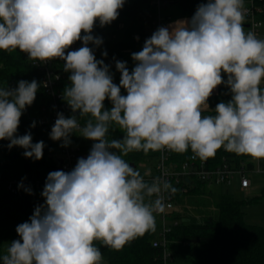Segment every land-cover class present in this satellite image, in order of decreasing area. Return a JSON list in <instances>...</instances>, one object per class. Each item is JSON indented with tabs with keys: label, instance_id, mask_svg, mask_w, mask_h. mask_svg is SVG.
Wrapping results in <instances>:
<instances>
[{
	"label": "clouds",
	"instance_id": "obj_1",
	"mask_svg": "<svg viewBox=\"0 0 264 264\" xmlns=\"http://www.w3.org/2000/svg\"><path fill=\"white\" fill-rule=\"evenodd\" d=\"M125 2L0 0V51L18 49L37 62L59 59L70 73L62 99L72 115L57 113L50 139L65 148L73 134L92 141L70 171L48 173L44 202L17 225L19 238L7 243L0 264H103L97 242L119 251L155 232L165 194L176 190L159 176L147 180L126 161L132 152L190 150L207 160L223 148L264 159V38L245 31V0H204L190 18L158 27L131 54V70L113 58L117 84L111 65L96 58L103 38L93 30L97 22L115 21ZM78 41L81 47L71 50ZM221 85L230 99L210 109ZM40 86L20 80L0 87V141L32 160L43 158L44 141L17 133ZM115 130L122 138H109ZM18 187L33 194L23 182Z\"/></svg>",
	"mask_w": 264,
	"mask_h": 264
},
{
	"label": "trees",
	"instance_id": "obj_2",
	"mask_svg": "<svg viewBox=\"0 0 264 264\" xmlns=\"http://www.w3.org/2000/svg\"><path fill=\"white\" fill-rule=\"evenodd\" d=\"M204 0H169L165 8L168 20L173 18H190L197 5ZM256 8V17L261 23H264V0H254ZM154 8L150 5V0H126L124 7L120 10L119 17L110 25L100 27L97 22L93 35L103 38V44L95 49L97 59H104L106 64L111 65V71L114 74V82L119 84L120 73L115 70L116 60L127 61L128 67L134 66L131 59L133 52L140 51L146 38L152 34V21ZM262 26V25H261ZM136 37H139L137 40ZM74 47V48H73ZM81 47V42H76L71 50ZM107 51V57H102L101 53ZM58 71L63 74L59 83V91L63 93L65 87L70 84L65 72L64 61L56 59ZM226 79V77H225ZM26 80L31 82L36 80L40 83L36 99L30 107L24 111L18 135H24L31 132L33 142L44 141L43 158L41 160L26 159L23 156V149L7 147L9 141H0V178L8 179L14 176H20L25 172L40 174L57 170L55 162L56 155L60 152L61 142L53 141L49 137L51 132L50 125L41 123L40 118L43 114L42 109L50 103V96L45 92L41 83L40 71L32 65L27 54L20 52L8 53L0 51V87L8 85L16 87L17 82ZM228 89L223 85L218 87L216 94H213L209 101L210 109H214L216 104L230 99L226 95ZM123 92V90H122ZM105 107L110 108L109 101H105ZM211 114L210 111L205 113ZM33 122L35 127H31ZM83 123V119L81 120ZM122 133L115 130L110 133L109 138L120 139ZM72 143L81 146L83 153L88 155L92 141H88L75 135ZM191 153L189 150L183 154H178L179 160L183 161ZM223 148L217 151L216 155L209 158L210 164L219 163L224 157ZM143 152H132L125 157L126 161L139 162L143 160ZM205 186L199 184L196 188L190 190L188 194H182L178 191V200L190 194L205 192ZM262 197H253L252 199L237 200L233 198L229 191H224L218 196L215 215H208L202 220H197L194 216L189 218L176 212V217L180 218V224L174 228L170 235L172 244V264H264V226L250 224L246 220L244 206L248 203H255ZM40 194L35 196L18 197L7 191L4 184H0V253H3L5 241L16 240L19 237L16 233L17 225L28 221L33 214L34 208L43 203ZM185 219H188L185 221ZM159 227L156 218V230L145 234L127 244L122 250L116 251L101 247L103 259L107 264H160L161 250L152 246L151 240Z\"/></svg>",
	"mask_w": 264,
	"mask_h": 264
},
{
	"label": "built area",
	"instance_id": "obj_3",
	"mask_svg": "<svg viewBox=\"0 0 264 264\" xmlns=\"http://www.w3.org/2000/svg\"><path fill=\"white\" fill-rule=\"evenodd\" d=\"M250 4L246 7L245 18L248 21V30L253 31L259 36L260 27L262 25L256 17V8L254 0H248ZM169 0H150V5L154 8L152 21V33L160 26H163L166 19L164 16L166 6ZM74 48V47H73ZM41 74V83L45 92L50 96V103L42 109L43 114L40 121L44 125H54L57 113L62 112L66 117L72 115L67 103L62 99V93L59 91V83L63 74L58 71L56 60L48 62L32 61ZM224 157L219 163L210 164L209 160H201L193 158L190 154L183 161L179 160L177 153L161 151L149 152L144 159L139 161L144 170L138 168L139 162L128 161L130 165H134L142 175H146L147 180L154 177H161L168 180L172 187L176 190L174 193L165 194V211L157 214L156 218L159 227L151 240L152 246L161 250V263L172 264L173 257L170 251L172 239L170 235L174 228L180 224V218L176 217L178 204V191L182 194L196 188L199 184L207 187L213 186H231L238 184L240 189L247 191L254 186L253 175H264V159L256 160L250 156L237 155L232 152L225 151ZM86 155L83 153L81 146L71 143L69 147H61L60 152L56 155L55 162L57 170L70 171L76 164L79 157ZM62 163L59 164L58 161ZM56 171V170H55ZM49 172L34 174L25 172L20 176L11 178H0V184H4L7 191L18 197L35 196L41 194L47 175ZM23 182L24 186L30 187L33 194H28L18 185Z\"/></svg>",
	"mask_w": 264,
	"mask_h": 264
},
{
	"label": "rangeland",
	"instance_id": "obj_4",
	"mask_svg": "<svg viewBox=\"0 0 264 264\" xmlns=\"http://www.w3.org/2000/svg\"><path fill=\"white\" fill-rule=\"evenodd\" d=\"M245 8L248 7L250 2L248 0H245ZM163 15H166V12L164 11ZM180 19V18H173V19H166L163 26L168 25L169 23ZM262 27V28H261ZM260 27V30L262 31L264 29V23H262V26ZM215 92V91H214ZM75 138V134L72 136V140ZM142 163H138V168L144 170V167L141 165ZM252 179L257 184H264V175H253ZM205 192L203 194L196 193V194H190L184 197L178 204L176 205L177 211L180 212L183 216L189 218V216H194L197 218V220H202L208 215H215L218 212L217 203H218V196L220 193H223L224 191H229L233 198L237 200L241 199H252L253 193L251 191H244L240 189L238 184L234 183L231 186H213V187H207L205 186ZM254 192V191H253ZM257 192V191H256ZM261 192V191H259ZM258 192V193H259ZM244 211L246 212V220L250 224H257L264 226V198L261 199L258 202L255 203H248L244 207ZM188 219H185L187 221ZM13 240L5 241L3 245V251L7 247V243H10ZM103 264H107L106 261L103 259Z\"/></svg>",
	"mask_w": 264,
	"mask_h": 264
},
{
	"label": "crops",
	"instance_id": "obj_5",
	"mask_svg": "<svg viewBox=\"0 0 264 264\" xmlns=\"http://www.w3.org/2000/svg\"><path fill=\"white\" fill-rule=\"evenodd\" d=\"M246 3V2H245ZM182 19H185V18H180V19H177V20H182ZM177 20H175V21H177ZM174 22V21H173ZM172 23V22H171ZM171 23H169V24H171ZM168 24V25H169ZM167 26V25H166ZM244 27H245V31H247L248 30V21H247V19L245 18V23H244ZM262 28V27H261ZM259 38H264V29L261 31L260 30V32H259V36H258ZM217 91H218V88L215 90V92H213V94H216L217 93ZM247 191H251V193H253V196L254 197H262L261 199H263L264 198V184L263 185H261V184H257V185H255V183H254V186L251 188V189H249V190H247ZM254 191V192H253ZM257 191V192H256ZM259 191H261V192H259ZM259 192V193H258ZM245 214H246V212H245Z\"/></svg>",
	"mask_w": 264,
	"mask_h": 264
},
{
	"label": "water",
	"instance_id": "obj_6",
	"mask_svg": "<svg viewBox=\"0 0 264 264\" xmlns=\"http://www.w3.org/2000/svg\"><path fill=\"white\" fill-rule=\"evenodd\" d=\"M77 115H78V113H77ZM83 157H85V158H86V157H87V155H84ZM58 163H59V164H61V163H62V161H61V160H59V161H58ZM133 166H134V165H133Z\"/></svg>",
	"mask_w": 264,
	"mask_h": 264
}]
</instances>
